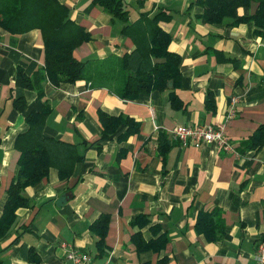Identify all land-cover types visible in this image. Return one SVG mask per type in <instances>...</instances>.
Instances as JSON below:
<instances>
[{
    "label": "crops",
    "instance_id": "crops-1",
    "mask_svg": "<svg viewBox=\"0 0 264 264\" xmlns=\"http://www.w3.org/2000/svg\"><path fill=\"white\" fill-rule=\"evenodd\" d=\"M90 34L78 47L79 61L120 58L135 49L123 34L126 25L94 0H57ZM129 23L141 14L167 11L161 27L171 34L170 50L181 57V85L176 89L182 108H175L169 91L154 90L136 100L121 98L89 82H45L43 96L22 85L19 73L32 78L44 64V40L38 30L13 35L0 27V217L8 189L16 180L20 152L17 137L28 129L32 111L50 110L47 136L78 145L84 159L70 178L57 168L25 187L32 206L19 207L8 235L0 240L3 264H74L62 243L92 256L90 264H256L257 245L264 238V146L244 149L243 142L264 123V34L254 22L227 18L210 25L199 17L197 0H124ZM257 5L239 11L255 14ZM215 110L207 107L209 93ZM238 95L237 116L226 136L234 147L217 144L183 146L171 130L178 125L211 124L222 120L231 96ZM131 118L140 129L127 139L121 126L109 138L100 113ZM169 146L166 157L162 146ZM221 210L224 233L208 240L197 229L201 211ZM108 214L104 247L92 224ZM146 215L140 228L133 220ZM146 240L165 233L163 250L139 251L133 236ZM35 253L36 260L31 259ZM165 259V260H162Z\"/></svg>",
    "mask_w": 264,
    "mask_h": 264
},
{
    "label": "trees",
    "instance_id": "trees-1",
    "mask_svg": "<svg viewBox=\"0 0 264 264\" xmlns=\"http://www.w3.org/2000/svg\"><path fill=\"white\" fill-rule=\"evenodd\" d=\"M94 4L105 9L114 19L123 21V34L129 37L135 49L120 58H109L101 62L79 61L75 50L90 41L87 30L71 18L69 9L57 0H0V27L13 35H23L38 30L44 40V64L32 78L23 72L22 85L36 89L43 96L45 82L59 86L63 82H89L94 86L106 87L121 98L136 100L154 90L169 91V99L175 108H182L176 89L181 85V57L170 50L172 36L161 27L162 22L170 21L171 15L160 10L151 15L141 14L140 18L129 23V9L124 0H94ZM196 5L203 8L200 16L210 25H220L227 18L237 22H254L257 33L264 34V0H197ZM257 5L253 16H240L239 11ZM207 107L215 110V97L210 92ZM50 110L32 111L27 117L28 129L20 134L15 142L20 152L19 174L8 189V199L0 217V240L8 235L13 227L19 207L32 206L23 195L25 187L43 180L51 168H57L61 179L70 178L75 165L84 159L78 145L47 136L44 132ZM103 133L98 141L109 138L121 126L126 130L120 139H127L140 129V123L120 116L100 113ZM244 149H260L264 146V123L244 142ZM169 146H162L161 153L166 157ZM221 210L201 211L197 218V229L208 240H219L224 233ZM109 215L103 214L92 227L97 233L99 246L104 240L109 225ZM150 219L138 215L134 226L143 228ZM139 251L160 252L167 244L168 236L163 233L156 238L146 240L139 230L133 236ZM36 254L31 259L36 260ZM165 260V259H162ZM0 264L3 262L0 260Z\"/></svg>",
    "mask_w": 264,
    "mask_h": 264
},
{
    "label": "built area",
    "instance_id": "built-area-1",
    "mask_svg": "<svg viewBox=\"0 0 264 264\" xmlns=\"http://www.w3.org/2000/svg\"><path fill=\"white\" fill-rule=\"evenodd\" d=\"M240 102L238 95L230 97L224 111L222 120L211 124L178 125L171 130L175 141L183 146L200 147L207 144H217L227 152L234 151L233 145L226 136V131L232 120L237 116V107ZM67 248L66 257L74 264H90L92 256L67 243H62ZM256 264H264V238L257 245Z\"/></svg>",
    "mask_w": 264,
    "mask_h": 264
}]
</instances>
